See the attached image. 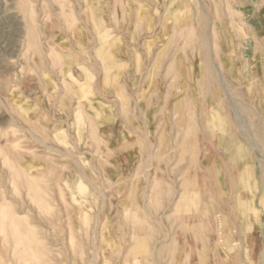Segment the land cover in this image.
Returning <instances> with one entry per match:
<instances>
[{"label": "rangeland", "instance_id": "1", "mask_svg": "<svg viewBox=\"0 0 264 264\" xmlns=\"http://www.w3.org/2000/svg\"><path fill=\"white\" fill-rule=\"evenodd\" d=\"M152 263L264 264V0H0V264Z\"/></svg>", "mask_w": 264, "mask_h": 264}, {"label": "bare ground", "instance_id": "2", "mask_svg": "<svg viewBox=\"0 0 264 264\" xmlns=\"http://www.w3.org/2000/svg\"><path fill=\"white\" fill-rule=\"evenodd\" d=\"M125 1H126V0H125ZM85 2H86V1H85ZM167 4H168V2H167ZM167 8H168V7H167ZM94 10H96V9H94ZM75 13H76V12H75ZM93 13H94V12H93ZM14 14H15V13H14ZM139 14H140V13H139ZM74 15H75V14H74ZM93 15H94V14H93ZM96 15H97V14H96ZM76 16H77V15H76ZM101 17H102V16H101ZM94 18H95V16H94ZM181 18H182V17H181ZM98 19H100V18H98ZM177 19H178V18H177ZM182 19H183V18H182ZM78 20H79V19H78ZM96 20H97V19H96ZM96 20H95V21H96ZM98 21H99V20H98ZM100 21H101V20H100ZM97 25H98V24H97ZM97 25H96V26H97ZM105 43H106V42H105ZM105 43H104V44H105ZM101 44L103 45V43H101ZM106 44H107V43H106ZM102 45H100V46H102ZM97 46H98V45H97ZM98 47H99V46H98ZM102 47H103V46H102ZM106 57H107V56H106ZM211 75H212V74H211ZM213 80H214V79H213ZM188 187H189V186H188ZM193 188H194V187H193ZM185 190H187V189H185ZM181 199H182V198H181ZM184 199H185V198H184ZM182 201H183V200H182ZM192 201H193V200H192ZM183 202H184V201H183ZM178 203H179V202H178ZM184 203H185V202H184ZM189 203H190V202H189ZM180 204H181V203H180ZM178 205H179V204H178ZM246 207H247V206H246ZM177 209H178V208H177ZM177 209H176V210H177ZM92 246H93V245H92ZM130 246H131V245H130ZM136 246H137V244H136ZM128 250H129V249H128ZM135 250H137V249H135ZM94 257H95V256H94ZM93 261H94V259H93ZM95 261H96V260H95ZM152 261H153V260H152ZM166 261H167V260H166ZM166 263H167V262H166ZM152 264H153V263H152Z\"/></svg>", "mask_w": 264, "mask_h": 264}]
</instances>
